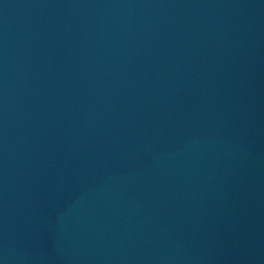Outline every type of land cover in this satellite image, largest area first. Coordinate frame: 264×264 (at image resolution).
I'll return each mask as SVG.
<instances>
[{
    "label": "water",
    "instance_id": "95a60500",
    "mask_svg": "<svg viewBox=\"0 0 264 264\" xmlns=\"http://www.w3.org/2000/svg\"><path fill=\"white\" fill-rule=\"evenodd\" d=\"M0 264H264V0H0Z\"/></svg>",
    "mask_w": 264,
    "mask_h": 264
}]
</instances>
